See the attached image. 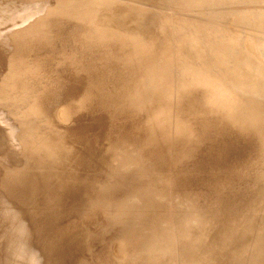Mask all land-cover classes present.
Segmentation results:
<instances>
[{
    "label": "rangeland",
    "instance_id": "374dc122",
    "mask_svg": "<svg viewBox=\"0 0 264 264\" xmlns=\"http://www.w3.org/2000/svg\"><path fill=\"white\" fill-rule=\"evenodd\" d=\"M258 20L0 0V264H264Z\"/></svg>",
    "mask_w": 264,
    "mask_h": 264
},
{
    "label": "bare ground",
    "instance_id": "6f19581e",
    "mask_svg": "<svg viewBox=\"0 0 264 264\" xmlns=\"http://www.w3.org/2000/svg\"><path fill=\"white\" fill-rule=\"evenodd\" d=\"M146 2H147V1H146ZM151 2H153V1H151ZM140 3H141V2H140ZM141 4H142V3H141ZM141 4H140V5H141ZM143 4H144V3H143ZM143 4H142V5H143ZM152 4L154 5V3H150V4L148 3V5H150V7H151ZM156 4H157V3H156ZM142 5H141V6H142ZM144 5H146V4H144ZM144 5L142 6L143 8L145 7ZM158 5H159V4H158ZM158 5H157V7H158ZM146 6H147V5H146ZM154 6H155V8H154L153 6H152L151 8L154 9V11H155V9H156L157 7H156V5H154ZM160 6H161V4H160ZM142 7L139 6V8H142ZM148 7H149V6H148ZM150 7L147 8V9H150ZM163 7L165 8L166 6H163ZM163 7H162V8H163ZM145 8H146V7H145ZM166 8H167V7H166ZM152 9H151V11L153 12ZM157 9H159V8H157ZM144 10H145V9H144ZM159 10H160V9H159ZM141 11H142V10H141ZM145 11H146V10H145ZM145 11H143V12H145ZM151 11H150V12H151ZM160 11H161V10H160ZM143 12H142V14H143ZM161 12H163V11H161ZM145 13H146V12H145ZM139 14H141V13L139 12ZM141 16H142V15H141ZM258 22H260L261 25H262V23H263L262 20H258ZM258 28H259V27H258ZM263 28H264V23H263V27H262V29H263ZM260 30H261V28H260ZM168 70L170 71L171 68H169ZM169 73H170V72H169ZM251 77H252V76H251ZM247 80H248V79H247ZM247 80H246V81H247ZM250 80H253V77H252V79H250ZM254 80H255V79H254ZM250 82H251V81H250ZM253 82H255L254 84H256V85L259 83V82L256 81V80L253 81ZM256 82H257V83H256ZM143 87H144V86H143ZM137 97H138V96H137ZM262 135H263V134H262ZM205 136H206V137H205ZM205 136H204V137H205V139H206V138H207V134H206ZM204 137H203V138H204ZM262 137H264V135H263ZM200 140H201V139H200ZM183 162H184V161H183ZM179 163H180V162H179ZM185 163H186V162H185ZM181 164H182V161H181ZM183 164H184V163H183ZM184 165H185V164H184Z\"/></svg>",
    "mask_w": 264,
    "mask_h": 264
}]
</instances>
